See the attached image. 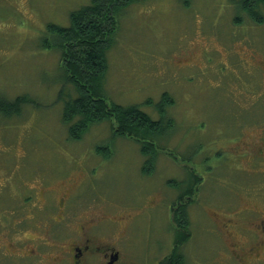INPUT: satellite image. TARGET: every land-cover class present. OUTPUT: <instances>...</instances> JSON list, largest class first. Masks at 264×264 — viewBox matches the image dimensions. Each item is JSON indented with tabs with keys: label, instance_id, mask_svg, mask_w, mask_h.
<instances>
[{
	"label": "rangeland",
	"instance_id": "374dc122",
	"mask_svg": "<svg viewBox=\"0 0 264 264\" xmlns=\"http://www.w3.org/2000/svg\"><path fill=\"white\" fill-rule=\"evenodd\" d=\"M90 1L0 0V99H30L18 114H0V170L13 179L11 191H21L20 178L52 176L59 181L70 174L75 183L86 177L75 191L78 197L93 199L89 204L98 213L131 215L129 225L113 226L104 235L107 240L123 235L118 243L122 264H159L173 248L176 223L170 207L177 181L194 165L193 150L200 144L209 150L213 139L234 132L240 120L259 119L246 128L247 139L264 128V84L260 100L237 85L234 93L245 109L239 111L226 85L211 79L219 60L215 50L231 53L229 46L240 43L233 41L243 39L264 51V3L252 17L240 7L242 0H135L118 12L101 91L108 103L136 105L161 121L160 130L149 136L156 147L151 157L134 140L114 136L113 119L93 122L77 139L68 135L76 118L64 121L63 106L78 93L65 78L61 46L47 25L68 27L70 12ZM257 88L252 87L254 92ZM232 168H218L217 176L227 173L248 188L259 187L264 179ZM195 171L205 174L203 168ZM223 183L204 179L202 200L193 192L186 209L190 238L178 249L182 264H229L225 243L216 240L203 209L211 198L225 202L233 181ZM66 187L54 183L53 194L58 198ZM240 199L262 205L258 195ZM13 200L10 193L3 194L0 203ZM4 246L9 248L6 238L0 240L1 252Z\"/></svg>",
	"mask_w": 264,
	"mask_h": 264
},
{
	"label": "flooded vegetation",
	"instance_id": "af4514ba",
	"mask_svg": "<svg viewBox=\"0 0 264 264\" xmlns=\"http://www.w3.org/2000/svg\"><path fill=\"white\" fill-rule=\"evenodd\" d=\"M233 42L240 43L229 46L231 53L230 50L224 54L214 51L215 61L219 60L213 67L211 79L226 85L236 101L234 91L237 85L244 94H254L252 99L260 100L259 91L264 84V51L243 39ZM254 84L258 85L255 92L252 89ZM241 109L245 110L240 106L239 111ZM258 122L259 119L255 123L240 120L232 130L234 132L219 134L218 139L210 142L213 147L207 151L198 145L193 150L196 154L194 165L192 167L191 163L182 179L177 181L176 197L170 207L172 218L175 212L183 211L187 219L186 209L193 192L202 200L204 179L210 178L218 185L233 181L231 188L227 189L225 202H215L211 198L203 204L204 217L212 224L216 240L225 243L223 256L229 264H264V179L259 187L255 184L248 188L244 187L243 180L231 179L227 173L219 176L216 173L220 167L234 166L237 169L232 170L264 175V128L250 139L246 133L248 126ZM211 160L216 166L214 170L208 164ZM239 163L247 164L249 168L246 170ZM201 168L205 174L195 171ZM63 178L68 179L56 181L52 176L20 178L21 191H11L14 189L13 179L0 170V200L3 194L9 193L14 198L10 205L0 203V240L6 238L9 245V248L4 246V252L0 251V264H122L118 243L123 235L117 234L108 240L104 235L113 226L129 225L131 215L98 213L89 204L93 199L88 202L75 194L86 177L75 183L70 174ZM54 183L68 186L58 198L53 194ZM242 194L248 197L258 195L262 198V205L250 201L243 203ZM163 198L161 193L160 201Z\"/></svg>",
	"mask_w": 264,
	"mask_h": 264
},
{
	"label": "trees",
	"instance_id": "16d2710c",
	"mask_svg": "<svg viewBox=\"0 0 264 264\" xmlns=\"http://www.w3.org/2000/svg\"><path fill=\"white\" fill-rule=\"evenodd\" d=\"M133 1L91 0L89 4L70 12L68 27L48 24L47 30L56 33L57 42L61 46L65 78L75 85L78 93L76 98L68 99L63 106L64 121L76 118L68 128L69 137L77 139L93 122L113 119L111 129L114 136L134 140L144 156L154 157L156 147L149 136L160 130L161 121L152 120L136 105L108 103L101 91L107 65L106 52L116 30L117 14L122 7ZM260 3H264V0H242L240 7L252 17L257 13L255 8ZM163 97V100H168L166 94ZM28 102L30 99L25 95L13 101L0 99V113L7 117L18 114L20 106ZM162 108L159 109L163 113ZM108 153L106 151L103 155L106 157ZM173 218L176 223L173 248L159 264H182L183 261L178 249L190 238L188 223L183 211L175 212Z\"/></svg>",
	"mask_w": 264,
	"mask_h": 264
}]
</instances>
